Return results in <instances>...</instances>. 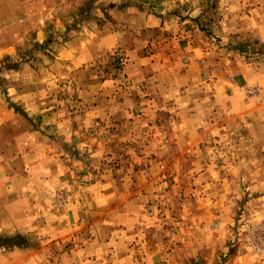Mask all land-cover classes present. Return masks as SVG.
I'll use <instances>...</instances> for the list:
<instances>
[{"label":"rangeland","instance_id":"374dc122","mask_svg":"<svg viewBox=\"0 0 264 264\" xmlns=\"http://www.w3.org/2000/svg\"><path fill=\"white\" fill-rule=\"evenodd\" d=\"M54 2L0 0V264H264V0Z\"/></svg>","mask_w":264,"mask_h":264},{"label":"crops","instance_id":"0c3cea01","mask_svg":"<svg viewBox=\"0 0 264 264\" xmlns=\"http://www.w3.org/2000/svg\"><path fill=\"white\" fill-rule=\"evenodd\" d=\"M58 2L60 4V3L63 2V0H55L54 4H56ZM53 10L54 9H51V11H53ZM37 13H38V10H36V12L35 13H32V14L33 15L34 14L37 15ZM95 36L97 38L101 37L102 40L105 41L106 45H110V43H113L115 41V39H117V37H118V35L114 33V30L111 31V30L107 29L106 27H104V29H103V31L101 33H100V30L97 31L96 34H95ZM120 37L121 36L119 35V38ZM101 42L102 41H99L98 44H101ZM186 50L189 51V52H187L188 53L187 56L189 58L188 61H189V64H191V66L197 65V63L198 62L200 63V61L204 63L205 59H208V57H209V54L206 51L207 49L204 46L201 47L199 44H196L194 46H189ZM64 51L66 52V50H64ZM197 72L198 73H196V74H197V78H198L201 74H200L199 70H197ZM251 74H252V68H248L247 67L246 68V73L242 72L241 75H242V78H243V77H246V76H251L252 77ZM255 76H256V79L255 78H252L253 79L252 82H254L255 80H258L259 81V79H262L264 77L263 74H259V73H255ZM247 80L248 79H245V81H244L245 84L244 85H247V84L251 83V82H247ZM221 82H223V81H221ZM210 83L212 85V80L210 81ZM223 84H227V83H224L223 82ZM214 88H215L214 86H212V88H205L206 95L204 93H202V92H196L195 95H197V96H201L202 95L203 97L206 98L204 100L201 99L202 100L201 103H203L205 101H208V103H210L212 97L209 96V91L212 90V89H214ZM223 89H224L225 101L226 102L229 101L231 103V105L234 106V108L238 107L241 113H242V111L247 112V111H250L252 109L251 106L249 105L252 102H248L242 96V94H236L235 93V90L236 89H235L233 83L231 84L229 82L228 83V86H225V87L222 85V87H220V92L221 91L223 92ZM263 89H264V87H263ZM199 91H201V90H199ZM226 91H230V93L228 94V92H226ZM215 95H217V94H215ZM217 96H216V98H217ZM183 106H185V108H187L188 107V102H185ZM259 111L260 110H258L257 112H259ZM190 121H191L192 132H194L196 134V137H198L197 128L199 127V122L197 120L196 114H193L191 116ZM244 122L247 125L248 124L249 125H253V123H248L247 120H245ZM188 124H189L188 121H183L182 127L187 128Z\"/></svg>","mask_w":264,"mask_h":264},{"label":"built area","instance_id":"2783aa9c","mask_svg":"<svg viewBox=\"0 0 264 264\" xmlns=\"http://www.w3.org/2000/svg\"><path fill=\"white\" fill-rule=\"evenodd\" d=\"M239 230L250 250L257 255H264V225L247 222Z\"/></svg>","mask_w":264,"mask_h":264}]
</instances>
